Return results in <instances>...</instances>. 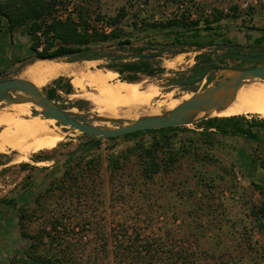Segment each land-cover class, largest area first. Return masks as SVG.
I'll list each match as a JSON object with an SVG mask.
<instances>
[{
  "label": "rangeland",
  "instance_id": "1",
  "mask_svg": "<svg viewBox=\"0 0 264 264\" xmlns=\"http://www.w3.org/2000/svg\"><path fill=\"white\" fill-rule=\"evenodd\" d=\"M8 1L0 0V4ZM57 2L52 15H44L46 24L71 20L83 31L86 26L77 10L85 8L90 15V33L94 29L111 32L95 21L96 16H112L127 6L130 15L120 25L121 37L104 44H90L92 50L109 56L97 61L98 67L106 69L110 62L136 61L140 55L134 48L155 39L158 47H150L143 55H154L165 72L144 76L141 81L158 85L163 95L171 93L172 99L205 91L221 81L227 69L264 66V0ZM186 16L202 22L201 39L212 42L210 45L203 49L187 45L175 48L166 42L169 31L149 27L155 22ZM205 19L210 20L212 31H206ZM10 26L9 19L2 15L0 82L18 79L27 66L38 60L31 49L37 39L40 51L47 47L42 31L36 34L37 38L28 33V21L12 32L8 31ZM124 40H131L132 46L120 45ZM61 45L59 41L52 49ZM182 48L185 52L177 53ZM206 56H211L220 70L198 79L189 71L204 62ZM247 57L258 61L245 62ZM63 59L66 58L60 60L68 62ZM60 77L64 81L53 85ZM56 79L39 89L48 97V92L55 90L56 96L51 100L63 110L76 109L81 122H104L88 102L75 97L73 86L66 92L71 79ZM23 96L26 95L20 92L8 94L11 99ZM162 101L159 98L153 104L162 105ZM13 105L1 100L0 114L10 112ZM161 110L165 113L166 106L162 105ZM31 113L47 118L33 107ZM125 123L128 124L126 120L109 121L114 128ZM196 124L178 127L182 130L174 142L176 150L183 152L168 165V171L162 170L152 180L143 176V159L133 150L153 144L158 137L153 134L119 137L114 141L100 139L98 146L93 145L90 136L64 126L63 131L70 135L53 151L36 154H47L53 161L36 162V155L31 154L20 162L17 152L7 154L8 158L2 161L7 164H0V264L24 258L32 244H38V255L51 257L59 264H264V145L240 137L204 138ZM256 130L264 137L263 127ZM168 157L169 154H163L164 160ZM115 158L124 161L119 170L111 166ZM22 163L37 169L21 170ZM50 189L52 193L47 192ZM39 197L44 202L40 210L36 204ZM14 198L16 207L5 204V200ZM26 205L34 213L31 222L26 223L31 239L23 237L19 226L18 209ZM53 222L61 223L60 234L56 235L60 237L59 243H53L43 233L46 230L55 235L51 230Z\"/></svg>",
  "mask_w": 264,
  "mask_h": 264
},
{
  "label": "trees",
  "instance_id": "2",
  "mask_svg": "<svg viewBox=\"0 0 264 264\" xmlns=\"http://www.w3.org/2000/svg\"><path fill=\"white\" fill-rule=\"evenodd\" d=\"M58 0H9L7 3L0 4V20L1 16L4 15L9 19L10 27L9 32L22 23H29L28 33L32 37H36L38 32L42 31V34L47 40V47L40 51V41L37 39L32 45V51L35 52L37 59H50V60H60L61 58H66L68 62H79V61H99L108 59L109 56L104 52L94 51L91 49L90 44L92 43H107L111 38L119 39L122 35V29L120 25L129 17V11L127 6H122L115 15L104 16L103 14H98L95 21L102 23L104 26L111 29V32H103L94 29L91 33L88 30V25L90 23L89 11L85 8L77 10L80 15L84 27L83 31H80L77 26L71 20H54L51 24H46L47 21L44 20V15H52L55 5ZM93 1V0H89ZM63 4V3H62ZM219 13L218 19L222 16ZM185 16V15H184ZM207 26L206 31H212L213 28L209 26L210 20L205 19L204 21ZM200 20H190L188 16L184 18H171L166 22L153 23L149 27L158 30L169 31L167 33L166 42L168 45L177 48L179 45H187L190 47H199L201 49L210 45L201 37L202 29ZM44 29V30H43ZM176 29H184L183 32H177ZM263 40V39H262ZM61 42L62 45L57 48L52 49L57 42ZM258 43L260 40L257 41ZM120 45H130L132 46L131 40H124L119 42ZM158 41L155 39L149 40L146 44L138 46L134 49L138 52L139 59L136 61L121 62L118 64L110 62L107 64L106 69L112 70L119 74L122 81L134 83L141 81L144 76L154 77L157 74L164 73L165 69L162 68L159 63L155 62L154 55L144 56L143 53L147 51L150 47H158ZM232 51L233 48L231 49ZM185 48H182L177 53H184ZM237 54L234 53V56ZM201 56H199V59ZM63 59V60H66ZM66 60V61H67ZM38 61V60H37ZM257 62L258 59L255 57L245 58V62ZM32 62V60L30 61ZM36 62V61H35ZM34 62V63H35ZM33 64V63H32ZM220 70L217 62L211 58V56H206L204 62L200 61L196 64L194 69L189 71L190 74L196 75L198 79H202L208 72H216ZM181 78L184 79L183 74H180ZM64 81V77H60L53 82V85H60ZM72 90V85L66 88V92L69 93ZM49 98L53 99L56 96L55 90H50L48 92ZM84 101V100H83ZM202 131L199 135L204 138H213L214 136L223 137H240L247 141H253L264 145V137L259 131L256 130L258 126L264 128V120H257L255 117L247 116H233L227 118H210L208 120H202L196 124ZM181 128H169L161 130H149L137 132L129 135L122 136L124 138L138 137L143 134H153L158 135L155 142L150 146H136L133 151L140 154L141 159L144 163L143 176L147 180H152L156 175L160 174L163 170L168 171L171 165L174 163L176 155L181 154L183 151L181 149L176 150L175 137ZM118 138L107 139L110 141L117 140ZM93 145L100 146L102 140L92 138ZM163 154H169L166 160L163 159ZM36 155V154H35ZM7 154L0 155V164L4 159H7ZM171 159V160H169ZM33 160L36 162H48L53 161L47 154H40L33 156ZM111 166L113 169L119 170L123 165V160H118L117 158L111 160ZM28 163L20 164L21 170L37 169L32 168ZM172 170V169H171ZM51 186H54L51 185ZM260 189V187L258 186ZM56 189V188H55ZM65 189V188H64ZM48 193L53 191L47 190ZM45 196V195H44ZM42 197L36 199V204L39 205V210L42 209L44 202L41 200ZM7 206L16 207V199L5 200ZM19 226L23 237L29 238V234L26 230V223L31 222V217L34 213L28 211L27 205L25 207H19ZM263 217L264 211L262 210ZM60 222L52 223L51 230L55 232L52 235L50 232L47 233L46 230L43 232L47 237L51 238L53 243H59L58 239L60 234L58 231ZM67 230V227L65 228ZM42 238H40L39 244L42 243ZM38 244H32L31 248L26 252V256L10 264H59L53 261L51 257L41 256L37 254ZM122 247V246H120ZM120 249V248H119ZM134 251V250H133Z\"/></svg>",
  "mask_w": 264,
  "mask_h": 264
},
{
  "label": "bare ground",
  "instance_id": "3",
  "mask_svg": "<svg viewBox=\"0 0 264 264\" xmlns=\"http://www.w3.org/2000/svg\"><path fill=\"white\" fill-rule=\"evenodd\" d=\"M227 74L231 76L234 73L228 71ZM58 76L71 79L77 93L75 97L88 102L103 119V123L95 126L108 129H114L109 125V120H126L128 124H125L129 125L143 118L164 116L162 105L166 106L167 114L192 97L187 95L172 99L171 93L163 95V89L154 83L122 81L116 72L99 68L97 61L69 63L61 60H38L27 66L19 79L30 81V84L42 91L39 88L46 87ZM26 98L28 97L23 96L22 100L13 103L15 105L10 108V112L0 114V155L17 152L20 154V162L26 161L31 154L53 151L70 135L63 131L64 126H57L56 120L33 116L31 107L40 114H43L44 109ZM159 98L163 99L162 105L157 102L153 104ZM65 113L75 116L77 110H65ZM233 116H256L264 119V80L243 84L229 99L225 108L193 113L189 124L202 119Z\"/></svg>",
  "mask_w": 264,
  "mask_h": 264
},
{
  "label": "water",
  "instance_id": "4",
  "mask_svg": "<svg viewBox=\"0 0 264 264\" xmlns=\"http://www.w3.org/2000/svg\"><path fill=\"white\" fill-rule=\"evenodd\" d=\"M50 60V59H38ZM77 63V62H69ZM234 74H228L218 83L212 84L205 91L194 94L189 100L171 112L163 113L164 116H152L140 119L132 124L124 125L114 129L98 127L88 123L81 122L76 115L70 116L65 110L60 108L55 101L46 96L43 91L38 90L35 86L24 80L13 79L0 82V101L7 100L16 103L19 99H11L8 97L10 92H20L26 95V99L36 103L44 109L43 116L48 119H54L63 126L73 128L94 139H112L125 135L149 131L161 130L169 128H178L188 126L189 118L197 111L212 110L215 108H225L229 99L238 91V89L248 81L264 80V67L258 66L246 69H227ZM208 120V119H202ZM202 120H199L201 122ZM111 121V120H109ZM197 122V123H199Z\"/></svg>",
  "mask_w": 264,
  "mask_h": 264
},
{
  "label": "flooded vegetation",
  "instance_id": "5",
  "mask_svg": "<svg viewBox=\"0 0 264 264\" xmlns=\"http://www.w3.org/2000/svg\"><path fill=\"white\" fill-rule=\"evenodd\" d=\"M259 66V65H258ZM258 66H256V67H258ZM255 67V66H254ZM261 67H264V66H261ZM250 68H253V67H250Z\"/></svg>",
  "mask_w": 264,
  "mask_h": 264
}]
</instances>
